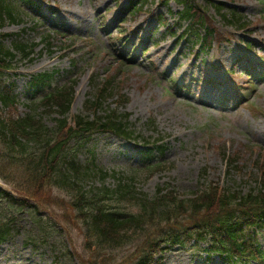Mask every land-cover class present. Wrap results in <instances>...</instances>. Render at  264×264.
I'll use <instances>...</instances> for the list:
<instances>
[{"label": "rangeland", "instance_id": "374dc122", "mask_svg": "<svg viewBox=\"0 0 264 264\" xmlns=\"http://www.w3.org/2000/svg\"><path fill=\"white\" fill-rule=\"evenodd\" d=\"M36 1L40 8L22 3V21L9 22L2 29L40 42L37 50L42 49L34 61L22 62L13 72L22 102L20 114L28 108L25 90L32 74L57 70L58 80L64 84L72 73L78 80L72 114L81 112L86 99L113 76L117 93L108 97L106 106L130 112L137 132L150 139L151 147H156L157 138L166 144V153L159 158L161 170L136 173L139 191L153 196L159 186L170 183L180 195L189 196L210 181L243 192L253 189L258 178L264 185L259 167L264 159V114L251 111L253 105L264 110V76L259 75L264 72L260 60L264 57V0H195L229 38L214 41L206 51L197 42L182 38L189 22L181 21L182 8L174 0H147L135 13L123 9L128 0ZM217 5L223 6L225 13L244 15L249 28H242L232 14L227 15L232 20L229 22ZM162 16L167 19L165 24ZM47 34L52 35L50 46L44 40ZM249 42L253 44L251 50L246 47ZM120 94L128 98L123 106L119 105ZM1 113L9 116L3 110ZM52 117L44 116L47 126L55 125ZM141 143L108 134L86 142L79 152L80 162L85 167L95 156L96 165L91 163L93 171L83 168L80 173L85 178V190L129 182L132 169L143 166L137 151ZM252 143L261 149H249ZM234 151L241 155L237 168L225 157ZM155 154L160 157L158 151ZM102 170L108 173L106 179ZM0 184L7 187L1 180ZM53 193L68 201L74 196L60 187ZM50 207L53 209L42 210L43 215H50L51 210L60 212L58 207ZM74 211L75 207L69 210ZM28 213L19 219L23 232L0 245V264H73L67 235L69 232L77 243L80 228L71 224L69 231L59 226V233L54 232L44 243ZM260 241L264 245V234ZM132 247L128 243L112 251V263L131 264L130 260L124 263V257L133 252ZM155 258L156 264H240L209 255L204 245L193 243L168 247Z\"/></svg>", "mask_w": 264, "mask_h": 264}, {"label": "trees", "instance_id": "16d2710c", "mask_svg": "<svg viewBox=\"0 0 264 264\" xmlns=\"http://www.w3.org/2000/svg\"><path fill=\"white\" fill-rule=\"evenodd\" d=\"M178 1L185 7L183 18L193 21L194 26L197 23L206 25L191 0ZM8 18L18 21L20 13L10 0H0V28ZM193 34L198 36L196 31ZM213 34L210 26L207 39L213 38ZM7 36L0 33V176L17 194L0 187V200L7 202L2 209L11 212L0 214V243L17 232V212L29 208L40 214L41 205L51 206L58 202L50 194L51 186L56 185L75 192L73 204L79 208L82 218L83 248L101 258L98 261L93 255L81 256L76 252L75 257L81 259H77L78 264H111L110 251L129 242L136 244V248L133 254L124 257V262L151 264L153 255L164 243H183L185 236L208 242L210 249L230 256L244 251L252 254V250L258 249L254 247L255 235H251L248 229L256 215L259 220L264 219L262 190L243 194L210 184L194 197L181 199L171 189L160 187L158 193L149 198L136 195V188L131 184L128 187L119 185L120 199L136 201L139 206L137 213L130 215L123 214L109 203L113 195L108 187L100 188L96 194H88L81 186L76 147L71 148L68 143L74 139L85 140L97 132L110 131L122 137H134L129 114L104 108L107 88H103L96 98L85 103L87 113L77 114L71 123L69 113L74 101V84L46 93L37 107L33 106L24 115L19 114L15 83H7L6 74L18 57L32 59L36 45L15 39L10 47L4 43ZM52 83V75L36 74L29 81V89L51 87ZM3 109L9 116H2ZM45 114L57 115L53 117L55 127L44 124ZM68 221H71L70 216ZM259 222L264 226V220Z\"/></svg>", "mask_w": 264, "mask_h": 264}]
</instances>
